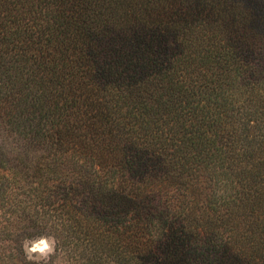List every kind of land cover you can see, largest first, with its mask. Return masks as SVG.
<instances>
[{
    "label": "trees",
    "instance_id": "16d2710c",
    "mask_svg": "<svg viewBox=\"0 0 264 264\" xmlns=\"http://www.w3.org/2000/svg\"><path fill=\"white\" fill-rule=\"evenodd\" d=\"M44 166L67 264H264V0H0V128Z\"/></svg>",
    "mask_w": 264,
    "mask_h": 264
},
{
    "label": "rangeland",
    "instance_id": "374dc122",
    "mask_svg": "<svg viewBox=\"0 0 264 264\" xmlns=\"http://www.w3.org/2000/svg\"><path fill=\"white\" fill-rule=\"evenodd\" d=\"M12 124L0 128V264H35L55 253L42 158ZM51 264H67L59 255Z\"/></svg>",
    "mask_w": 264,
    "mask_h": 264
}]
</instances>
